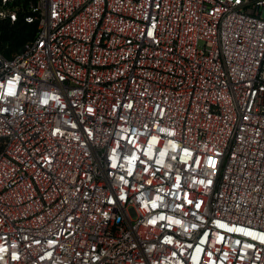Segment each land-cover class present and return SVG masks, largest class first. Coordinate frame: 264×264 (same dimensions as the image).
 <instances>
[{
    "label": "built area",
    "instance_id": "2783aa9c",
    "mask_svg": "<svg viewBox=\"0 0 264 264\" xmlns=\"http://www.w3.org/2000/svg\"><path fill=\"white\" fill-rule=\"evenodd\" d=\"M19 15L0 264H264V0H0Z\"/></svg>",
    "mask_w": 264,
    "mask_h": 264
},
{
    "label": "trees",
    "instance_id": "16d2710c",
    "mask_svg": "<svg viewBox=\"0 0 264 264\" xmlns=\"http://www.w3.org/2000/svg\"><path fill=\"white\" fill-rule=\"evenodd\" d=\"M36 26V22H25L22 15L13 23L0 20V52L7 58L11 57L25 42L34 37Z\"/></svg>",
    "mask_w": 264,
    "mask_h": 264
}]
</instances>
